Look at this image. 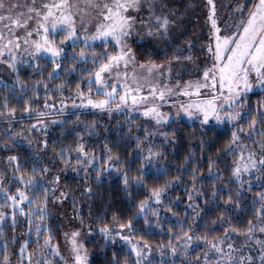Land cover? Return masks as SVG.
Here are the masks:
<instances>
[{"label": "snow or ice", "instance_id": "1", "mask_svg": "<svg viewBox=\"0 0 264 264\" xmlns=\"http://www.w3.org/2000/svg\"><path fill=\"white\" fill-rule=\"evenodd\" d=\"M0 65V264H264V0H0Z\"/></svg>", "mask_w": 264, "mask_h": 264}, {"label": "trees", "instance_id": "2", "mask_svg": "<svg viewBox=\"0 0 264 264\" xmlns=\"http://www.w3.org/2000/svg\"><path fill=\"white\" fill-rule=\"evenodd\" d=\"M20 68H21V73H20L21 77L23 79H25V80H29V76L32 73V69L31 68H27L24 65L20 66ZM50 68H51V65H49L47 68H45V72L49 71ZM37 78H39V77H37ZM13 80H14V77H13V79L11 81H9V83H11ZM0 98H2V95H0ZM261 99H264V92H259V93H255V94L251 95V102H252L253 105H255L256 102L258 100H261ZM42 102H43V93L41 94V103ZM19 114L20 113H18L17 115H19ZM89 116L91 117V115H89ZM117 119H120V117H117ZM114 124H115V121H113V125ZM174 126L180 127L182 129L181 135L184 136V137H187L188 139L187 140H181V142L177 146L178 155L176 157H174L172 160L168 161V166L173 169V171L171 173H169L170 176L177 174L176 171H175L176 163L186 153L188 141H190L192 144H196L199 141V132L198 131H197L195 137H192V136L189 135V133L192 132L193 127L196 126L192 122H187L185 120H182V121H180V123L178 125H174ZM258 129H259V126H258ZM57 131H59V130H57ZM101 131H103V129H101ZM209 135H211V133ZM229 135H230V132L226 133L223 138H217L216 141H215V147L210 150L209 155H214L216 150H217V148L223 147L224 143L226 142V139H227V137ZM112 136L115 137V132L112 133ZM70 139H71V137H69V140ZM93 141H94V143L96 142L95 138H93ZM157 143H159V138L157 139ZM250 143L251 142L249 141V144ZM97 151H99V148H97ZM169 151H171L170 146H169ZM197 151H199V150L197 149ZM227 162L228 161L224 158V156H221V158H220L221 166L226 165ZM206 167H207V162L205 161V168ZM185 178L187 179V176ZM70 182L73 183L72 180H70ZM205 187L208 188L209 190H211L212 183H211L210 180L205 182ZM73 189L75 190V187ZM99 191H102L104 193V196H105L106 200L111 199L113 201V208L114 209L115 208H124V207L127 206L126 205V198L124 197V194L122 192H120L115 187V185L112 186V191L115 193L114 196H109L108 185H105ZM171 194H172L173 197H175L177 195H180L182 197V199H186V197L184 196L183 185L179 186L176 189L171 190ZM93 207L94 208L95 207H101L102 211L106 210V209H103L102 206H99V205H95ZM179 211L181 213H183V211H184L183 204L180 205ZM214 218H215V213L214 212L205 216V220H209V221L211 219H214ZM247 218H251V217L249 216ZM109 219H110V217H109ZM172 219L175 220V217H172ZM241 219H245V217L242 216ZM10 223L11 222L9 220L8 224L5 226V238L11 237L12 234H13V229L10 227ZM137 226L138 227L140 226L139 222H138ZM165 230H167V225H165ZM16 231L19 232V233H23L24 232V228H19L18 227L16 229ZM201 231H203V229H201ZM55 235H56V239H57L58 238L57 233ZM147 238L155 245L157 242L167 241L168 236L161 235L158 230H155V234L150 235ZM232 239L234 241H236L237 245H239V244H241L243 242V238H238L236 236H233ZM55 241L56 240H54L53 242H55ZM0 242H2V241H0ZM86 243H87V247H88L90 253H92V257H91L92 264H107V260L111 256V249L110 248L108 249V255L105 256L104 249H103V246H102L103 245V241L100 239V237L97 236V235H93L91 238H89L87 240ZM18 247H19V242H17L15 245H13L11 243L9 244V248H17L18 249ZM33 247H34V245H33ZM193 255H195V253ZM12 259H13V261H16L18 259V257L14 255L12 257Z\"/></svg>", "mask_w": 264, "mask_h": 264}, {"label": "rangeland", "instance_id": "3", "mask_svg": "<svg viewBox=\"0 0 264 264\" xmlns=\"http://www.w3.org/2000/svg\"><path fill=\"white\" fill-rule=\"evenodd\" d=\"M6 2L7 3H12L13 2V0H6ZM29 2H30V0H29ZM41 2V0H37V4L39 5V3ZM45 2H48V0H45ZM196 2L197 3H199L200 2V0H196ZM228 2V0H219V4L220 5H224V4H226ZM20 3L21 4H23V3H25V0H20ZM193 22L195 23V20H194V17H193ZM191 27V26H190ZM22 66V65H21ZM13 77H14V73H12L11 72V70L10 69H8L5 65H0V78H2V79H4V80H7L8 82L9 81H11L12 79H13ZM185 80H187L189 77H187V76H185V77H183ZM259 92H262L259 88H256V89H254L253 90V93H250V96L251 95H253V94H255V93H259ZM170 109L167 107V106H165V108H164V111H169ZM174 111V110H173ZM89 120H92V119H95L96 117H94V116H88L87 117ZM185 121H186V119H185ZM75 174L74 173H69L68 174V176H67V179L69 180V182H70V180H72V177L74 176ZM73 184H74V182H73ZM74 190V189H73ZM74 191H76V189L74 190ZM81 199H83V198H81ZM79 203V202H78ZM67 211H68V215H69V217L72 215V213H71V208H70V204H69V207H68V209H67ZM83 213H84V215H85V217H86V219H85V228H84V232H85V235L87 236V223H88V220H87V214H88V205L85 203L84 204V206H83ZM56 223L57 224H60L61 226H62V230H64V229H66L67 228V226H68V221H67V219H65L63 216H57V219H56ZM76 223H78V222H76ZM57 236H58V240L61 242V247H62V250H63V252H64V254L65 255H67V249L64 247V243H63V237H62V235L60 234V233H57ZM88 240V239H87ZM87 240H86V242H87ZM56 242V241H55ZM54 242V243H55Z\"/></svg>", "mask_w": 264, "mask_h": 264}]
</instances>
